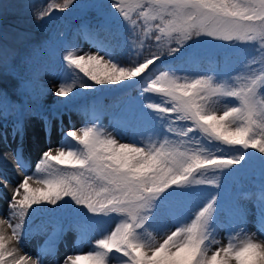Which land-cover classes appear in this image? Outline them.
Returning a JSON list of instances; mask_svg holds the SVG:
<instances>
[{"label":"snow or ice","instance_id":"snow-or-ice-1","mask_svg":"<svg viewBox=\"0 0 264 264\" xmlns=\"http://www.w3.org/2000/svg\"><path fill=\"white\" fill-rule=\"evenodd\" d=\"M73 6L96 15L78 28L95 52L68 44L57 53L50 36L22 53L0 32V82L17 81L14 95L0 86V144L10 148L0 169L12 163L20 177L12 186L0 171V264H264V183L239 197L225 191L238 173L264 175V0L31 5L38 24ZM196 59L214 75H182ZM45 74L55 75L54 90ZM113 91L123 95L108 131L87 94ZM32 135L47 141L34 165L25 156ZM69 231L73 251L57 259ZM39 235L35 258L22 252Z\"/></svg>","mask_w":264,"mask_h":264},{"label":"rangeland","instance_id":"rangeland-1","mask_svg":"<svg viewBox=\"0 0 264 264\" xmlns=\"http://www.w3.org/2000/svg\"><path fill=\"white\" fill-rule=\"evenodd\" d=\"M37 0H25L23 5L19 6L17 13L13 15H8L6 17H0V32H4L8 34L9 42L16 46L23 53L25 52L30 46L38 45L43 41L48 40L50 36H55L56 39L60 42L57 47V53L62 50L63 45L68 44H79L85 52H95V48H91L89 44L84 43L78 33V28L81 25L82 19L91 20L93 24L97 23V18L95 13L90 12L86 16H81L79 10L75 9V6L69 8V10L65 13L56 12L53 14L52 17H46L45 21L40 22L39 24L34 20L32 7L33 3H36ZM56 2H61L62 0H56ZM85 2V0H77V3ZM104 4H109L110 0H101ZM44 3V1H43ZM21 4V1L19 2ZM42 4V3H41ZM23 36V38H22ZM102 37L111 38L110 33H101ZM119 59L122 63L126 64L129 61V57L121 52ZM241 58H234L231 63V70H236L239 68L241 63ZM158 63V62H157ZM219 70H223L222 67L218 64L217 65ZM20 74L21 69L19 68ZM207 72L209 75H214L212 71V65L209 63L207 59H196L190 65H185V72L181 73L188 74H199ZM22 73L25 71L22 70ZM42 82L45 83L50 89H53V86L56 85L57 80L55 75L52 74H45L41 77ZM10 82H16L11 77H6L0 82V86L11 88ZM116 87V86H113ZM13 90V89H12ZM54 90V89H53ZM13 92V91H12ZM9 94L14 95L9 91ZM138 94L137 90H132V95L135 96ZM123 93L119 92H111V93H97L87 94V99L92 101L93 99L96 100V107L99 110V114L101 116V124L105 126L106 130L111 131L109 127V114L114 110V105L118 102V98L122 96ZM108 98V99H107ZM53 99L52 92H49L48 98L45 103L51 102ZM106 101V102H105ZM72 125L79 128L80 125L83 123L80 115H77L75 112L72 114ZM69 125L68 118L65 117V128L71 127ZM10 130V129H9ZM115 134V133H113ZM57 142V138H53L52 143L55 144ZM123 142V141H122ZM47 141L42 138H38L37 135H32L26 142L25 147V156L28 157L30 163L34 165L39 153L45 148ZM11 148L15 147V144H11ZM9 146L0 144V151H9ZM254 151V150H250ZM234 167H239L236 165ZM3 174L7 175L12 182V186L18 182L20 177L17 175L16 169L13 167L12 163H8L5 167L0 169ZM222 183H225L223 177H221ZM261 183H264V175L261 174V171L258 167L249 169L247 171L238 173L229 181L226 182L225 191L230 197H239V195L245 191L254 190L255 188L259 187ZM199 201H195L193 203V207L198 206ZM6 209V201L0 200V212H3ZM37 224L40 223L38 219L36 221ZM47 230L50 232L52 225H46ZM248 230L250 232H257V225L254 221L253 217H249L248 223ZM219 236L222 238L224 237V232L221 231ZM257 237L260 239H264V236H260L257 233ZM44 235L36 236L33 239L25 241L24 246L22 247V252H26L31 254L33 258H35L37 253V244L42 243L44 240ZM159 239V236L157 237ZM76 240V234L72 231H69L65 237L63 242L60 244L59 252L57 255V259H62L65 255L71 254L73 251V243ZM225 242L226 241H222ZM91 246L86 245L83 247L82 251L84 253L90 250ZM45 264H53L51 258H47L45 260Z\"/></svg>","mask_w":264,"mask_h":264},{"label":"trees","instance_id":"trees-1","mask_svg":"<svg viewBox=\"0 0 264 264\" xmlns=\"http://www.w3.org/2000/svg\"><path fill=\"white\" fill-rule=\"evenodd\" d=\"M20 1H21V4H19ZM24 1L25 0H2L3 5H5L6 7L0 8V17H6L7 18L8 15L14 16L17 13L16 9H18V7L20 5L22 6ZM44 2H46V0H44ZM41 3H43V1H41V0H37V2H36V4H41ZM8 18H9V16H8ZM15 47L18 48V45H16ZM19 68L21 69V75H24V73H22V70L26 71V66L21 65ZM10 83H11V88L6 87V89L8 91H10L11 93H13L12 89L15 88L16 82H10Z\"/></svg>","mask_w":264,"mask_h":264}]
</instances>
